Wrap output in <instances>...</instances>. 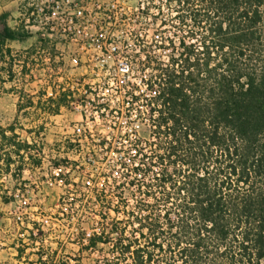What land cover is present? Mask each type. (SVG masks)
<instances>
[{
  "label": "trees",
  "instance_id": "trees-1",
  "mask_svg": "<svg viewBox=\"0 0 264 264\" xmlns=\"http://www.w3.org/2000/svg\"><path fill=\"white\" fill-rule=\"evenodd\" d=\"M167 7L174 13L168 27L180 34L153 40L140 62L146 93L133 87L138 95L127 101L149 139L119 133L114 149L98 141L120 155L119 177L105 176L90 190L100 209L97 231H81L75 244L80 253L107 247V264H264V0H167ZM32 37L24 22L12 29L0 16V61L8 59L9 79L16 59L6 43ZM67 96L48 100L49 115L68 107ZM89 105L102 119L113 113L97 99ZM85 138L92 149L94 140ZM41 155L40 145L21 141L14 126L0 129V178L19 180L40 169ZM65 162L55 160L52 169L80 170ZM0 199L12 204L14 195ZM21 224L18 262L34 255L26 264H68L53 251L25 254L45 233L37 223Z\"/></svg>",
  "mask_w": 264,
  "mask_h": 264
},
{
  "label": "rangeland",
  "instance_id": "rangeland-1",
  "mask_svg": "<svg viewBox=\"0 0 264 264\" xmlns=\"http://www.w3.org/2000/svg\"><path fill=\"white\" fill-rule=\"evenodd\" d=\"M18 4L16 0L14 9H18ZM169 16L172 18L174 13ZM10 26L15 28L19 24L10 22ZM31 32H36V28H32ZM173 32L180 34L178 30L168 27L166 35ZM35 42V37L24 42H14L11 50L20 53L23 48H30ZM59 48L63 51L66 69L50 78L41 67H32L31 73L29 70L26 73L21 72L25 65L19 62L24 60L17 56L11 67L13 77L9 79L5 71L8 59L0 61V129L14 126L21 141L35 140L42 148L40 169L25 171L19 180L9 175H2L0 178V197L14 195L12 204L4 205L0 199V264H26L28 257L35 262L34 255H24V259L18 262L14 249L19 223L25 226L33 220L41 223L45 241L25 254L37 252L39 249L55 252L56 260H63L68 264H107V247L100 246L99 252L95 253H80L75 244L78 233L84 231L90 235L98 224L97 214L100 209L95 206L92 199L94 195L90 190L94 186L100 187L105 176H109L110 180L119 177L116 166L120 155L99 147L98 141L105 139L114 149L119 147L116 140L119 133L130 136L134 130L138 137L149 139L148 127L135 118L133 111L128 112L125 107L120 108L118 115L110 114L105 119L98 117L94 110L89 108L85 109L86 112H76L62 107L58 115H49L48 100L52 95L58 97L57 94H61V87H57L60 82L67 80L66 78H79L84 73L85 68L71 67L73 60L84 61L92 54L88 53V48H81L76 44L70 47L60 45ZM98 66V60L94 59L87 72L91 73L93 70L97 73ZM101 93L112 110L120 107L114 87H107ZM30 99L33 106L26 107ZM19 105L22 106L20 112ZM29 131L33 133L30 134ZM88 135L94 140L92 149L85 138ZM122 144L128 146L127 142ZM68 145H71V148L67 150ZM58 159L79 161L80 170H63V181L69 182L70 185L65 186L55 180L58 173L54 172L52 166ZM132 202L130 201V204H133ZM111 216L114 214L111 213ZM121 218L119 215L118 219Z\"/></svg>",
  "mask_w": 264,
  "mask_h": 264
},
{
  "label": "built area",
  "instance_id": "built-area-1",
  "mask_svg": "<svg viewBox=\"0 0 264 264\" xmlns=\"http://www.w3.org/2000/svg\"><path fill=\"white\" fill-rule=\"evenodd\" d=\"M168 13L167 0H22V22L36 42L30 46H34L32 52H26L30 48L20 53L12 51L11 57L15 59L20 55L24 61L19 63H24L25 73L28 70L31 73L32 67H41L50 78L66 69L60 45L86 47L88 53L92 54L84 61L74 59L71 65L72 68H85L84 73L79 78H66L57 86L61 87V94L68 95V108L76 112H86L87 108L92 110L89 102L94 99L98 104H108L101 91L114 87L120 107L112 114L118 115L120 108L125 107L135 115V107H130L127 101L131 99V92L138 95L133 87H137L139 93H146L144 82L147 71H140V62L145 61L153 40L161 44L163 40L160 38L168 36ZM154 17H157L155 22ZM32 28H36V32L32 33ZM42 41L47 42L46 46L42 45ZM92 48L93 51L89 50ZM141 48L146 52H142L138 58ZM158 53L164 56L166 51L160 49ZM94 59L99 62L98 71L94 73L91 70L89 73L87 68ZM55 97L52 95L49 99ZM94 112L99 117L97 111ZM72 162L79 164L78 160H66L65 165L71 166ZM63 170L69 171V168L54 170L58 173L55 180L59 183L64 182ZM59 175L62 176L61 180H57ZM32 223L39 224L43 230L36 220L29 222V228ZM97 227L96 224L93 232L97 231Z\"/></svg>",
  "mask_w": 264,
  "mask_h": 264
},
{
  "label": "crops",
  "instance_id": "crops-1",
  "mask_svg": "<svg viewBox=\"0 0 264 264\" xmlns=\"http://www.w3.org/2000/svg\"><path fill=\"white\" fill-rule=\"evenodd\" d=\"M19 2L18 4V9H14L16 0H0V16L1 15H6V23L7 25L10 26V22L20 24L22 22V17H21V0H17ZM16 26L15 28H17ZM12 28V29H15ZM10 43V44H9ZM14 42H7L6 47L12 49ZM25 49V48H23Z\"/></svg>",
  "mask_w": 264,
  "mask_h": 264
}]
</instances>
